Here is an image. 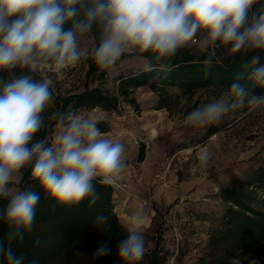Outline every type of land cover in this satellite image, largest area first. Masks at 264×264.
<instances>
[{"label":"clouds","instance_id":"9594fccd","mask_svg":"<svg viewBox=\"0 0 264 264\" xmlns=\"http://www.w3.org/2000/svg\"><path fill=\"white\" fill-rule=\"evenodd\" d=\"M258 0H0V222L8 231L0 238V262L23 264L11 249L21 229L31 230L40 196L32 190L14 189L22 178L21 169L31 167V179L39 183L59 205H78L99 198L93 185L112 186L125 167L122 143L105 138L97 122L76 111L58 116V132L49 142L36 139L44 126L42 113L52 101L53 81L36 78L33 66L51 63L56 69L74 65L91 56L101 68H109L125 53H151L156 61H166L190 43L208 52L204 63L214 62L218 46L232 54L264 53V5L249 19ZM100 34L91 50L82 40ZM254 55L243 63L253 86L264 88V63ZM28 69L17 75L14 70ZM151 61L146 68L151 70ZM161 67H166L162 64ZM249 106L264 105V94H256L239 78L218 97L187 114L188 125L202 128L218 124L223 116ZM204 152L201 163L207 164ZM143 209L122 225L128 233L118 242L120 264H139L145 254L142 232ZM108 217L97 218L106 226ZM111 253L101 242L94 255ZM249 264H260L250 256ZM31 264H36L32 261ZM242 264V258L230 259Z\"/></svg>","mask_w":264,"mask_h":264},{"label":"rangeland","instance_id":"374dc122","mask_svg":"<svg viewBox=\"0 0 264 264\" xmlns=\"http://www.w3.org/2000/svg\"><path fill=\"white\" fill-rule=\"evenodd\" d=\"M82 46L93 48L90 34L82 40ZM187 47L196 54L205 51L195 43ZM142 66L139 55L117 60L103 68V74L96 72L90 77L86 76L87 63L82 59L62 69L51 63L33 66L36 78L48 76L53 81V99L41 115L57 113L62 97L85 87H98L116 95V78ZM27 71L20 67L14 70L17 75ZM224 90L211 86L183 95L176 87H167L168 106L155 109L159 96L145 86L131 92L137 107L120 98L115 110L100 105L76 111L103 121L108 128L104 137L124 145L125 167L113 184L115 211L124 225L133 213L143 209L145 254L154 246L158 227L161 243L171 253L166 264H198L200 257L220 253L208 245L209 233L219 224V191L225 186L241 187L245 173L264 163V105L252 107L245 102L218 124L202 128L185 121L189 112ZM212 127L217 132L209 136ZM58 130L57 124L52 140ZM141 144L144 158L139 161ZM204 152L210 153L207 164L200 160ZM13 187L21 190L19 184ZM248 256L259 261L258 256L243 252H234L230 259L240 257L242 264H249L248 259H243Z\"/></svg>","mask_w":264,"mask_h":264},{"label":"trees","instance_id":"16d2710c","mask_svg":"<svg viewBox=\"0 0 264 264\" xmlns=\"http://www.w3.org/2000/svg\"><path fill=\"white\" fill-rule=\"evenodd\" d=\"M264 5V0H258L249 12V19ZM90 36L94 46L100 41L98 29L93 28ZM216 56L211 65L204 60L208 52L194 53L185 47L169 60L156 61L151 53H125L127 56L139 55L152 62V69L146 67L129 74H120L116 78V95L104 92L98 87H85L82 91L68 94L60 100V110L53 115L43 117L44 126L36 134V139L52 140L58 116L70 110L77 111L82 107L100 105L116 109L121 98L137 107L131 92L139 87L147 86L158 94L155 109L168 106L167 87H176L183 95L194 91L217 86L226 88L239 78L241 83H247L256 94H264V88L253 86L248 80L249 70L243 63L254 55L262 57L264 53L248 51L232 54L224 46H218ZM87 63L86 76L96 72L103 74L91 56L82 58ZM164 64L166 67H161ZM7 78L8 73H0ZM102 133L108 128L103 121H96ZM212 127L209 136L216 133ZM144 158V144L138 152V160ZM20 189L32 190L39 194L36 215L31 230L21 229L22 239L17 237L11 242L12 252L22 256L23 264H120L117 256L118 242L125 239L128 233L122 227V222L115 211L114 186H102L93 181L99 198L92 204L91 197L85 198L78 205H59L43 190L38 182L31 179V167L21 169ZM241 187L235 185L220 189L218 197L222 202L219 224L209 233L208 245L219 249L220 253L209 258L200 257L198 264H230L234 252H243L258 256L260 264H264V163L252 168L240 180ZM6 200H0V207L6 205ZM108 217L106 226H100L97 218ZM8 231L6 225L0 222V238ZM162 234L157 227V235L153 248L143 256L139 264H166L171 253L162 243ZM101 242H107L111 253L97 257L95 250ZM2 264V262H0Z\"/></svg>","mask_w":264,"mask_h":264},{"label":"crops","instance_id":"0c3cea01","mask_svg":"<svg viewBox=\"0 0 264 264\" xmlns=\"http://www.w3.org/2000/svg\"><path fill=\"white\" fill-rule=\"evenodd\" d=\"M139 57H140V62H141V64H143V66L140 67V68H137V71H138L139 69L145 68V67H146V63H147V61H146V59H145L144 57H142V56H139ZM134 154H135V153H134ZM114 190H115V187H114Z\"/></svg>","mask_w":264,"mask_h":264}]
</instances>
